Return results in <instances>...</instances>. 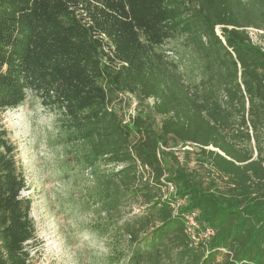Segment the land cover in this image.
<instances>
[{
  "label": "trees",
  "instance_id": "obj_1",
  "mask_svg": "<svg viewBox=\"0 0 264 264\" xmlns=\"http://www.w3.org/2000/svg\"><path fill=\"white\" fill-rule=\"evenodd\" d=\"M28 93L81 146L104 264H264V0H0V264H32V200L1 118ZM191 210L206 242L186 234Z\"/></svg>",
  "mask_w": 264,
  "mask_h": 264
},
{
  "label": "rangeland",
  "instance_id": "obj_2",
  "mask_svg": "<svg viewBox=\"0 0 264 264\" xmlns=\"http://www.w3.org/2000/svg\"><path fill=\"white\" fill-rule=\"evenodd\" d=\"M250 34L255 42H260L257 31ZM163 48L173 57L172 51L179 50L172 41ZM118 102L123 114L134 112L133 96H123ZM1 118L25 175L27 187L21 194L32 200L30 216L35 238L27 245L31 263L104 264L109 253L107 241L91 230L97 216L91 211L87 193L92 191L93 184L89 173L75 165L81 146L69 142L66 119L55 109L43 107L33 93H28L20 105L5 109ZM183 149L192 153L186 157ZM174 150L180 162L187 159L191 170L200 169L195 163L193 146L178 145ZM200 173L205 172L202 169ZM216 181L220 188L225 187L223 180ZM198 220L197 212L199 226L206 228Z\"/></svg>",
  "mask_w": 264,
  "mask_h": 264
},
{
  "label": "built area",
  "instance_id": "obj_3",
  "mask_svg": "<svg viewBox=\"0 0 264 264\" xmlns=\"http://www.w3.org/2000/svg\"><path fill=\"white\" fill-rule=\"evenodd\" d=\"M257 31L255 29L249 28L250 31ZM261 32V31H259ZM168 187L173 190V187L168 184ZM184 203V199H178L173 203V208L175 212L179 211L180 206ZM185 231L186 234L192 239V241L197 244L199 242H206L212 235V231L208 228H201L197 222V211L191 210L183 214Z\"/></svg>",
  "mask_w": 264,
  "mask_h": 264
}]
</instances>
